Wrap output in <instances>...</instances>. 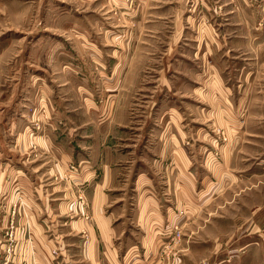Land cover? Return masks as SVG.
<instances>
[{"label":"crops","instance_id":"crops-1","mask_svg":"<svg viewBox=\"0 0 264 264\" xmlns=\"http://www.w3.org/2000/svg\"><path fill=\"white\" fill-rule=\"evenodd\" d=\"M255 8L83 0L53 18L70 24L71 61L85 41L92 67L25 87L22 117L0 129V264H157L176 228L188 245L198 233L202 246L228 244L240 194L261 197L250 216L264 215V11L256 18ZM38 25L32 34L54 36Z\"/></svg>","mask_w":264,"mask_h":264},{"label":"rangeland","instance_id":"rangeland-1","mask_svg":"<svg viewBox=\"0 0 264 264\" xmlns=\"http://www.w3.org/2000/svg\"><path fill=\"white\" fill-rule=\"evenodd\" d=\"M82 2L83 0H0V129H6L7 123L11 119L16 124L22 117L25 87L41 83L42 86H44L43 84H46L47 87L55 86L58 81L68 82L72 74L81 78L87 72L84 71V67H92L87 65V63L91 65L90 58L86 54H81V51L87 52V48L83 50L85 41H75L78 42L80 51L78 66H75L71 61V58H74L70 54L73 45L70 43L72 41L69 33H66L70 28L66 19H63V25L61 23L64 30L52 22L54 17L67 18L72 11L77 12L76 9L82 6ZM255 2V13L258 18L263 15L262 3L264 0H255ZM81 11L85 13L88 10L83 8ZM28 19H30V23H27ZM39 23L41 27H46L45 30L50 34L58 36H35L36 33L32 34L39 28ZM79 25L86 28L85 24L80 23ZM261 28L260 31L264 35V23ZM58 30H60L59 33ZM28 31L29 34L22 37V34H26ZM7 34H11L10 37H16H5ZM28 40L30 41L29 47L36 48L39 44L40 50H44V53L32 54L36 50L26 53L24 44H27ZM38 52L40 51L38 50ZM53 52H55V56H53ZM86 57L89 61H86ZM50 59L56 61L57 64L54 67L57 68L53 69L47 65V60ZM144 60L146 59L141 57V62ZM149 60L147 58V62ZM70 67L73 72H70ZM77 68L78 72H74V69ZM60 91L63 92V88H60ZM38 93L44 101L47 99V95L43 91L38 90ZM92 111L94 112V110ZM15 124L14 126H17ZM132 129L140 128L132 127ZM215 129L216 132L218 129L221 140H225L226 137L221 133L219 127ZM224 137L225 139H223ZM6 142L7 135L0 131V145L3 147L2 150L4 149L3 153H5ZM244 195L240 194L237 200L239 203L236 208L238 215L228 216L230 219L226 221L228 224L237 223L236 226H238V232L228 231L223 234L224 239L228 240V244L216 248L209 246V243H207V247L202 246V243L198 241V233L192 235L196 239L191 238L192 242L188 245L182 240L184 233L182 234L180 230L177 231L176 228L173 231L170 245L160 251V260L157 264H264V215L250 216V210H256L261 202V197H254L252 193L243 197ZM212 222L213 220L210 221L211 224ZM211 235L206 237L207 241L212 239ZM231 239H234L233 242ZM235 241L239 242V246L234 243Z\"/></svg>","mask_w":264,"mask_h":264},{"label":"built area","instance_id":"built-area-1","mask_svg":"<svg viewBox=\"0 0 264 264\" xmlns=\"http://www.w3.org/2000/svg\"><path fill=\"white\" fill-rule=\"evenodd\" d=\"M223 139H225V137L223 138ZM70 170H75V167L74 166H70Z\"/></svg>","mask_w":264,"mask_h":264}]
</instances>
